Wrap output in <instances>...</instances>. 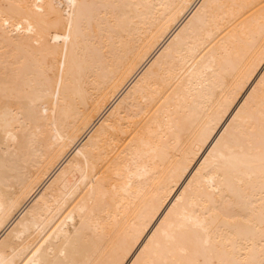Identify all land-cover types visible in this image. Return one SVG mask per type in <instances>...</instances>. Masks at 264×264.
Returning a JSON list of instances; mask_svg holds the SVG:
<instances>
[{
    "label": "bare ground",
    "instance_id": "obj_1",
    "mask_svg": "<svg viewBox=\"0 0 264 264\" xmlns=\"http://www.w3.org/2000/svg\"><path fill=\"white\" fill-rule=\"evenodd\" d=\"M0 264H264V0H1Z\"/></svg>",
    "mask_w": 264,
    "mask_h": 264
},
{
    "label": "rangeland",
    "instance_id": "obj_2",
    "mask_svg": "<svg viewBox=\"0 0 264 264\" xmlns=\"http://www.w3.org/2000/svg\"><path fill=\"white\" fill-rule=\"evenodd\" d=\"M0 2H1V0H0ZM46 60H47V62H48V63H50V62H51V59H50V57H48ZM48 73H49L50 75L52 74V72H48ZM53 73H54V74H56V71H53Z\"/></svg>",
    "mask_w": 264,
    "mask_h": 264
}]
</instances>
